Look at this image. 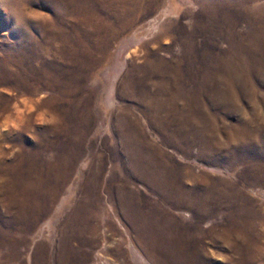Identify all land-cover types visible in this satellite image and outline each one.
Returning <instances> with one entry per match:
<instances>
[{
	"label": "rangeland",
	"instance_id": "obj_1",
	"mask_svg": "<svg viewBox=\"0 0 264 264\" xmlns=\"http://www.w3.org/2000/svg\"><path fill=\"white\" fill-rule=\"evenodd\" d=\"M0 264H264V0H0Z\"/></svg>",
	"mask_w": 264,
	"mask_h": 264
},
{
	"label": "clouds",
	"instance_id": "obj_2",
	"mask_svg": "<svg viewBox=\"0 0 264 264\" xmlns=\"http://www.w3.org/2000/svg\"><path fill=\"white\" fill-rule=\"evenodd\" d=\"M52 119H54V117H52V118H49L48 120L41 119V120H40V123L51 122V120H52Z\"/></svg>",
	"mask_w": 264,
	"mask_h": 264
}]
</instances>
